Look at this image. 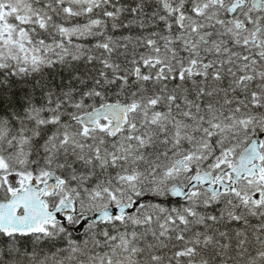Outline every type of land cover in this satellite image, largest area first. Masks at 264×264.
<instances>
[{
  "label": "snow or ice",
  "instance_id": "1",
  "mask_svg": "<svg viewBox=\"0 0 264 264\" xmlns=\"http://www.w3.org/2000/svg\"><path fill=\"white\" fill-rule=\"evenodd\" d=\"M0 264H264V0H0Z\"/></svg>",
  "mask_w": 264,
  "mask_h": 264
}]
</instances>
